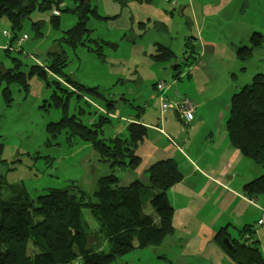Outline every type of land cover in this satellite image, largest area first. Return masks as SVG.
Instances as JSON below:
<instances>
[{"label":"trees","instance_id":"1","mask_svg":"<svg viewBox=\"0 0 264 264\" xmlns=\"http://www.w3.org/2000/svg\"><path fill=\"white\" fill-rule=\"evenodd\" d=\"M68 2L72 3L73 9L65 6ZM37 10H53L49 19L53 30L58 28L57 18L61 12H79L77 24L63 32L62 41L70 48L87 46V13L98 18L87 0H0V20L5 19L10 25L9 46L19 39L16 32L21 29L22 21ZM56 10L58 15L53 14ZM39 29L40 21L33 22L32 31L37 37L42 36ZM250 42L249 47L236 49V57L242 64L251 57L253 49L264 43V37L255 32L250 36ZM104 44L114 46L110 42ZM94 46H87V52L103 59L101 44L96 42ZM154 52L153 58L160 62L174 58L172 50L161 45H156ZM190 58L193 61L197 59L188 41L183 59ZM19 65L17 61L11 69L0 67V86L6 85L1 91L5 105L11 101V83H18L27 91L30 77L38 76L46 86H53L50 106L60 109L62 114L59 121L46 125L49 137L54 139L64 132L68 142L77 137L88 143L110 171L97 178L96 188L91 194L72 182L64 189H49L34 200L27 197L21 185L6 184L0 176V264H71L76 261L81 264H113L127 251L160 247L164 238L174 231L173 210L167 193L182 179L176 163L172 160L154 162L146 171L145 182L134 181L121 186L117 173L138 167L140 159L135 156V150L145 137L146 128L138 123H129L125 135L104 137L103 128L110 123L109 115L113 114L110 110L114 108L112 101H107L104 108L97 107L101 115L87 124L75 115H68L70 100L75 93L98 97L101 94L98 88L85 87L63 73L66 64L61 51H50L45 64L31 65L27 76L18 71ZM154 89L157 91L156 85ZM76 97L80 99L77 94ZM79 111L84 113L82 108ZM225 128L230 146L264 170L262 74L254 75L249 84L230 97ZM1 148L0 145V156ZM242 192L247 198L264 195V173L244 185ZM84 208L89 209L94 218L93 227L82 216ZM240 234L242 237L234 242L221 229L214 240L234 264H263L256 241L247 236L243 238L244 235L251 237L252 231L245 227ZM224 239L230 240L232 250L224 247Z\"/></svg>","mask_w":264,"mask_h":264},{"label":"crops","instance_id":"2","mask_svg":"<svg viewBox=\"0 0 264 264\" xmlns=\"http://www.w3.org/2000/svg\"><path fill=\"white\" fill-rule=\"evenodd\" d=\"M142 1L149 3L144 6L149 10L139 17V29L151 24L158 34L161 30L166 32V40H154L153 52L156 45H161L170 48L174 58L160 62L153 58L155 52L151 53L153 60L149 69L146 67L153 75L149 79L151 91L145 93L141 90L144 86L142 77L133 80V87L127 91L129 96L136 95L132 103L136 104L134 108L137 115L118 117V133L114 131L113 136L109 137L125 135L129 123L145 127L146 135L135 150V156L140 159L138 167L133 171H123L119 176L117 173V176L121 186H128L134 181L145 182L146 171L154 162L172 160L180 169L182 179L167 193L173 210V233L166 236L157 249L127 251L134 254L123 264H234L218 247L214 237L219 230L224 229L236 242L242 237L240 231L245 227L252 234L251 237L244 235L243 238L247 236L256 241L264 264V224H258L264 211V195L247 198L242 192L244 185L260 175L253 176L255 164L230 146L225 128L230 97L244 86L234 84L238 78L236 73L245 71L244 63H240L236 57V49L249 47L237 37L241 30L237 27L240 25L237 19L240 9L247 5V0L192 2L203 25L213 24L206 30L207 39L202 40L192 34V20L184 23L187 31L180 28L186 14L185 3L173 0V7L169 10L150 0ZM175 16L178 21L173 26ZM214 16L217 19H209ZM252 23L259 26L254 32L263 31L258 21L252 20ZM223 24L226 28H222ZM214 25L217 27L214 28ZM174 28L182 32L176 38L171 36ZM200 30L202 34V27ZM173 40L178 42V48L182 50L189 41L197 59L184 60V50L179 58L173 51ZM47 54L41 56L44 63ZM152 65L154 70H151ZM160 74L164 75L160 77ZM159 82L167 85L163 95L154 89V85ZM5 87L4 84L0 86V100L3 103L1 91ZM176 94L188 98L195 107L194 119L188 124L182 122L173 111L161 113L160 101L175 99ZM125 97L122 95L120 99L126 100ZM112 99L116 101L117 98L112 96ZM109 118L116 117L110 114ZM91 121L90 117L88 122Z\"/></svg>","mask_w":264,"mask_h":264},{"label":"rangeland","instance_id":"3","mask_svg":"<svg viewBox=\"0 0 264 264\" xmlns=\"http://www.w3.org/2000/svg\"><path fill=\"white\" fill-rule=\"evenodd\" d=\"M87 1L89 8L95 9L98 18L90 12L87 13L85 27L88 30L86 34L88 41L86 45L95 48L96 42L101 44L103 59L92 52H87V46L70 48L62 41L63 32L77 24L79 12L77 14L61 12L57 18L58 28L53 30L49 22L53 10H37L22 21L21 29L16 32L18 38L22 35L27 37L20 47L16 42H13L11 46L8 45L10 25L7 20H0V67L11 69L18 61L20 63L18 71L27 76L29 67L34 64V61L42 66L45 64L42 57H45L47 53L54 49L61 51L66 64L63 73L85 87H97L101 94V97H98L92 94L84 95L82 92L75 93L70 100L68 115H75L87 124L89 117L95 120L101 115L97 107L104 108L106 102L112 100L114 108L110 110L116 118H110V123L103 128L104 137L107 138L119 129L118 117H128V115L136 117L137 115L134 108L136 104L132 103L136 95H127L128 89L133 87L132 81L142 77L144 86L141 90L145 93L151 91L149 79L153 75L147 68L149 69L153 60L151 58L153 55L151 53H154L153 43L155 39L166 40L167 33L161 30L162 32L159 31L158 34L155 29H152L151 24H148L147 28L139 29V17L149 10L144 8L148 6V2L142 0ZM150 1L169 10L174 2L173 0ZM179 1L187 5L180 28L187 31L184 23L186 20H192V34L200 40L207 39L206 30H209L208 27L213 24L203 25L197 9L191 5L197 0ZM65 6L69 10L73 9L70 2ZM106 17L110 19H104ZM209 19L215 20L217 17ZM231 20L236 21V19ZM238 20L240 25L237 27L241 30L237 37L248 46L251 44L250 36L255 33L254 29H259L258 24L252 23V20L261 24L263 30L261 34L264 37V0H247V5L240 9ZM36 21H40L39 30L42 36L39 37L32 31L33 22ZM177 21L175 16L172 25L175 26ZM215 27L217 25H214ZM222 28H226V25L223 24ZM172 31L171 36L174 38L182 33L175 28ZM256 32L260 33L259 30ZM5 33H9V37ZM249 33L251 34L248 37ZM104 42H110L114 46H106ZM172 45L173 51L180 58L184 49L178 48V42L175 40ZM8 47L10 50H7ZM243 66L245 71L242 74L236 73L238 78L234 85H247L256 74L264 76V43L253 49L251 57ZM151 70H154V65L151 66ZM162 75L164 74H160V77ZM28 83V91H25L18 83H11L9 85L11 101L5 105L0 100V145L2 146L0 158L3 161L0 163V176L6 184L21 185L27 197L32 200L49 189H64L72 182L86 193H93L97 178L107 175L110 171L107 164L100 162L92 147L77 137L70 142L66 140L64 132L54 139L49 137L45 131L46 125L62 118L61 110L50 106L53 86H46L38 76H31ZM62 84L65 85V83ZM57 93H60V90H57ZM76 94L80 96V99L76 97ZM122 95L126 96V100L120 99ZM112 96L117 98L116 101L112 99ZM85 101L88 103H84ZM81 108L84 110L83 114L79 111ZM263 173L262 168L254 165L253 176L257 177ZM81 213L88 225L93 227L95 221L90 210L84 208ZM133 254L134 252H127L113 264L126 263ZM71 264H81V262L76 261Z\"/></svg>","mask_w":264,"mask_h":264},{"label":"built area","instance_id":"4","mask_svg":"<svg viewBox=\"0 0 264 264\" xmlns=\"http://www.w3.org/2000/svg\"><path fill=\"white\" fill-rule=\"evenodd\" d=\"M53 14L58 15V11H54ZM5 34L7 37H9V33ZM26 39L27 37L25 35H22L21 38L16 40L17 46L20 47ZM166 88L167 85L163 82H159L156 85L157 93L160 95H163L164 91H166ZM159 107L162 114L166 113L167 111H173L185 124L192 122L194 119L195 107L192 102L185 96L181 97L177 95L175 99H172L170 101H160ZM258 224H264V211H262L261 213V218L258 221Z\"/></svg>","mask_w":264,"mask_h":264},{"label":"water","instance_id":"5","mask_svg":"<svg viewBox=\"0 0 264 264\" xmlns=\"http://www.w3.org/2000/svg\"><path fill=\"white\" fill-rule=\"evenodd\" d=\"M223 245H224V247H225L226 249H229V250H232V249H233V248H232V244H231V242H230L229 239H224V240H223Z\"/></svg>","mask_w":264,"mask_h":264}]
</instances>
